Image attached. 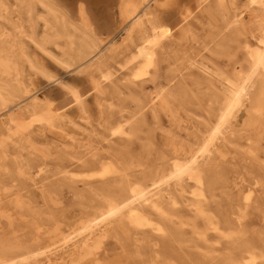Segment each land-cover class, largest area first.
<instances>
[{
	"label": "rangeland",
	"instance_id": "obj_1",
	"mask_svg": "<svg viewBox=\"0 0 264 264\" xmlns=\"http://www.w3.org/2000/svg\"><path fill=\"white\" fill-rule=\"evenodd\" d=\"M213 2L209 0L210 4ZM160 5L157 18L170 26L176 24L179 13L193 11L195 18L189 21L192 35L186 37L187 32L182 37L179 30L174 29L173 36L156 47L155 66L145 77L135 79L129 85L126 78L130 69L126 67L125 60L132 55L134 48H117L110 52L104 50L105 44L101 45L100 57L107 60L106 71L111 73L110 78L103 82L102 94L91 91L83 97L81 110L76 104L69 105L65 115L71 117V122L66 116L57 119L56 126L33 122L27 129L19 128L20 134L15 133L19 126L7 124L10 111L2 110L4 103L0 99V140L6 142L3 152H0V242L30 246L37 240L53 237L60 229L73 225L92 211L101 201L102 192L114 180L120 177L132 181L142 178L153 166L170 163L175 157L185 154L201 135L210 119L211 109L215 107L209 100L205 80H212L221 91L225 82L217 73L232 76L237 70L246 68L245 44L255 45L260 37L255 24L249 21L248 9L252 8L258 14L260 6L250 7L246 0H234L233 4L226 0L228 15L233 11L239 12L238 18L246 32L239 37L240 40H229L227 48L221 49L216 42L227 31L222 33L214 19L207 16V5L197 9V0H161ZM7 6L14 8L11 0H7ZM68 7L67 15L80 23L79 15ZM97 7L99 10L102 5ZM102 13L98 12V15L101 14L104 20L106 16L102 17ZM113 15V19L107 18L106 23L99 19V27L92 19V28L100 39L111 36L119 40L122 34L119 11L115 9ZM11 17L17 19L15 12ZM24 29L29 30L27 22ZM0 31L14 46L22 39L26 51L16 68L0 69V85H4L2 93L6 98L16 101L23 95H13L17 94L12 89L17 84H21L23 90L38 89L42 93H51V98L42 104H57L69 92L68 87L81 91L88 88L87 74L80 70L81 66L78 67L77 62L70 66L62 62L63 39L58 38L56 43L48 42L40 48L26 35L13 31L3 17H0ZM35 32L37 38L44 32L40 18ZM187 59H190V64L196 63L189 65ZM40 67L61 84L50 82ZM177 82H183L189 89L193 95L192 102L183 107L177 103L171 105L172 113L158 109L155 116L146 102L149 95L156 86L167 88ZM131 93L138 94L141 101L128 100L123 105L118 104L120 99L123 101ZM197 93L200 94L198 100L195 99ZM22 103L21 109L12 108V113L20 115L23 122H29L27 110L30 103ZM136 104L145 106L140 110ZM248 114L232 119L225 139L217 143L215 154L203 162L205 167L218 174L220 180L214 185L211 195H206L205 202L212 209H226L232 225L224 227L223 233L242 229L247 231L248 237H255L264 229V112L251 109V117ZM121 115L123 120L130 115L131 118L141 116L146 123L143 132L128 137L112 131L108 122L117 121ZM60 130H64L66 136H60ZM103 162L117 163L119 170L129 163V168L125 172L118 170L101 176L91 167ZM190 188L185 193L187 198L190 197ZM247 193L251 196L248 202L243 199ZM163 204L166 207V201ZM186 204L183 201L174 206L183 219H189L193 214ZM150 214L156 220L163 217L165 222L168 219L175 223L178 221L168 213L151 211ZM185 227L190 232V227ZM218 234L210 233V236L219 237L221 234ZM124 236L121 232L108 233L93 256L89 257L91 259H83L78 264H164L162 258L166 255L171 256L170 264H214L213 256L227 252L230 247L228 239H223L221 243L214 244L217 251L209 254L204 248L192 244L179 245L169 239L170 248L164 254L163 242L169 238L166 229H132L129 239ZM257 263L263 264L261 260Z\"/></svg>",
	"mask_w": 264,
	"mask_h": 264
},
{
	"label": "bare ground",
	"instance_id": "obj_2",
	"mask_svg": "<svg viewBox=\"0 0 264 264\" xmlns=\"http://www.w3.org/2000/svg\"><path fill=\"white\" fill-rule=\"evenodd\" d=\"M11 1L14 6L12 9L7 6V0H0V17L6 20L8 26L13 31L16 30L29 37L40 48H44L48 42L56 43L58 38L63 39L62 62L67 66L77 62V66H81L80 70L87 74L89 81V86L84 91L68 87L69 92L64 94L57 104H52V102L42 104L44 100L51 98V93H42L38 89L23 90L21 84L12 88L17 93L13 95L16 97L20 93L23 95L13 101L3 96L4 85H0V99L4 103L2 110L10 111L6 122L8 125L13 123L19 126L15 131L19 134L22 132L19 128L27 129L33 122L56 126L57 119L64 116L71 122V117L65 115L69 105L76 104L81 110L83 97L87 93L91 91L97 94L103 93L102 84L110 78L111 73L106 71L107 60L100 57L101 45L105 44L104 50L110 52L116 51L117 48L127 49L130 46L134 48L132 55L125 60L126 67L130 69L129 77L126 78L127 85H129L134 83L135 79L145 77L155 66L156 47L172 37L174 29L179 30L182 37L187 32L186 37L192 35L189 21L195 18L193 11H186L179 13L176 24L173 26L159 21L157 13L161 0H70V3L67 0ZM246 1L250 7L260 6L258 14H255L252 8L248 9V12L250 11L249 21L255 24L260 37L255 45L245 44L247 60L245 69L237 70L232 76L223 75V72L217 73L222 82H225L222 84L224 86L221 91L217 90L212 80H205L206 83H204L209 90V100L215 104V107L211 109L210 119L201 135L193 145H190L189 150L172 159L170 163L153 166L140 179L132 181L126 177H120L114 180L102 192L101 201L92 211L79 218L73 225L60 229L53 237L43 241L37 240L30 246H12L0 242V264H78L83 259H91L89 257L93 256L108 233L121 232L129 239L130 230L141 228L167 230L169 238L163 242L164 254L170 248L169 239L175 240L179 245L192 244L195 247L204 248L209 254L217 251L215 243L228 239L230 244L228 251L213 256L214 264H258V260L264 264V229L255 237H248L247 231L242 229L223 233L224 227L230 228L232 225L226 209H212L205 202L206 195L212 192L214 185L220 183V180L218 174L205 167L203 162L213 156L217 143L225 139V134L234 117L246 113H249L248 117H251V109L258 113L264 112V0ZM228 2L233 4L234 0H228ZM204 4L207 5L205 9L207 16L214 19L222 33L224 30L227 31L216 42L217 47L224 49L227 48L226 43L229 40H240L239 37L246 30L238 18L239 12L233 11L231 15H228L226 0H214L212 4L209 0H197L196 8ZM98 5H102L99 10ZM68 6L79 15L78 21L81 24L67 15ZM115 9L119 11L121 18L122 34L118 41L111 36L100 39L92 28V21L94 20L99 27L101 25L99 19L103 23L107 22V18L113 19ZM42 11L45 13L42 14ZM101 11H103L102 17L106 16L104 20L101 14L98 15ZM14 12L16 20L11 17ZM89 15L92 17L90 18ZM217 15L220 16L219 19L216 18ZM39 18L43 22L44 32L40 38H37L35 28ZM25 22L29 25L28 31L24 29ZM2 33L0 31V69L4 68L7 71L20 64L19 60L25 57L26 51L22 39L17 41L18 46L16 47V45L9 44ZM186 62H189V65L196 63L190 64V59ZM201 67L202 70L207 71L206 67ZM41 70L50 78V82L61 84L56 77L44 72V68ZM114 87L118 88L117 85ZM195 95L197 97L195 99L198 100L200 94ZM128 100L136 103L141 101L138 94L131 93L123 101L120 99L118 104L123 105ZM192 100L193 95L185 84L177 82L167 88L156 86L146 102L150 104L156 116L158 109L172 113L171 105L177 103L183 107ZM21 103H30L27 110V115L30 117L29 122H23L20 115L12 113V108L21 109ZM135 106L141 110L145 105L136 104ZM131 117L130 115L128 119L123 120L121 115L117 121L108 123L112 131L119 135L138 136L145 128V120L141 116L133 117L134 119ZM59 135L64 137L66 133L60 130ZM5 144L4 140H0V152H3ZM91 168H95L101 176L119 170L117 163L113 162H103ZM128 168L129 163L119 171L125 172ZM41 170L42 168H39V171ZM63 171L68 172L65 168ZM189 188L190 197L187 198L185 193ZM250 197V193H247L243 199L248 202ZM164 201H166V207L163 204ZM183 201H186V205L192 209L193 214L189 219H183L180 211L174 208ZM151 211L160 214L168 213L178 221L175 223L173 219H168V222H165L163 217L156 220L151 216ZM185 226L190 227V232ZM210 233L221 235L213 238ZM155 252L154 250L153 253ZM171 260L170 255L162 258L164 264H170Z\"/></svg>",
	"mask_w": 264,
	"mask_h": 264
}]
</instances>
